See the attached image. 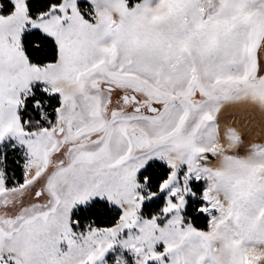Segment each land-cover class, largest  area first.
Here are the masks:
<instances>
[{"label": "snow or ice", "instance_id": "snow-or-ice-1", "mask_svg": "<svg viewBox=\"0 0 264 264\" xmlns=\"http://www.w3.org/2000/svg\"><path fill=\"white\" fill-rule=\"evenodd\" d=\"M0 264H264V0H0Z\"/></svg>", "mask_w": 264, "mask_h": 264}]
</instances>
